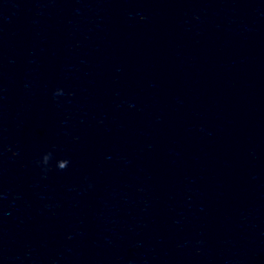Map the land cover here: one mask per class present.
I'll return each instance as SVG.
<instances>
[{"label": "clouds", "instance_id": "clouds-1", "mask_svg": "<svg viewBox=\"0 0 264 264\" xmlns=\"http://www.w3.org/2000/svg\"><path fill=\"white\" fill-rule=\"evenodd\" d=\"M56 94H59V92H57ZM16 153H14L15 155ZM52 158V153L49 152V153H46L43 157V164L47 165L50 161V159ZM69 164V161L68 160H60L57 162V167L60 169V170H63L65 169Z\"/></svg>", "mask_w": 264, "mask_h": 264}]
</instances>
